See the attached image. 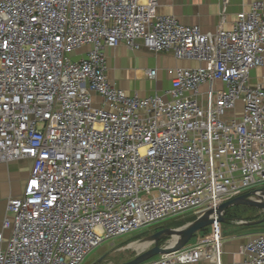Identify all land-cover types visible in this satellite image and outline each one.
Here are the masks:
<instances>
[{"label": "built area", "instance_id": "2783aa9c", "mask_svg": "<svg viewBox=\"0 0 264 264\" xmlns=\"http://www.w3.org/2000/svg\"><path fill=\"white\" fill-rule=\"evenodd\" d=\"M157 7L0 0V164L32 161L6 204L0 264H82L107 241L264 186V75L250 78L264 67V0L207 34ZM120 44L196 66L176 68L161 95L130 96L107 78L104 52ZM212 219L205 239L143 264H221ZM241 254L264 264V236Z\"/></svg>", "mask_w": 264, "mask_h": 264}, {"label": "crops", "instance_id": "0c3cea01", "mask_svg": "<svg viewBox=\"0 0 264 264\" xmlns=\"http://www.w3.org/2000/svg\"><path fill=\"white\" fill-rule=\"evenodd\" d=\"M254 1L256 0H158L157 14L174 17L184 26L198 27L204 34L215 33L218 30H231L236 14L247 10ZM87 50L88 48L81 50V54ZM104 53L109 82L130 96L134 94L140 97L161 95L171 88L173 71L176 68L196 66L193 62L176 60L171 53L154 55L144 48L131 51L123 44L114 49L105 50ZM76 55L74 60L81 58L80 54ZM150 70L156 72L155 79L146 77V72ZM165 100L168 98L165 97ZM31 168L32 161L27 159L0 164V232L3 219L7 216L6 204L8 200L22 196ZM226 211L225 221L221 223L223 252L221 264H241L244 260L241 254L243 246L254 236H264V222L251 227L242 222L261 220L264 218V213L245 206H234ZM249 211L254 213L248 215ZM188 213L170 220L181 218L175 220L179 223L175 227H182L198 217L193 213L188 218L182 217ZM257 216L260 218L257 219ZM209 227L196 234L193 237L195 240L193 243L208 237ZM159 230L160 228L154 233ZM3 236L7 238L8 231H4ZM162 244H165V241L160 245ZM194 264L214 263L203 260Z\"/></svg>", "mask_w": 264, "mask_h": 264}, {"label": "water", "instance_id": "95a60500", "mask_svg": "<svg viewBox=\"0 0 264 264\" xmlns=\"http://www.w3.org/2000/svg\"><path fill=\"white\" fill-rule=\"evenodd\" d=\"M234 206H245L249 208H254L260 210L264 213V189H257L248 193H245L237 198H234L228 202L220 205L216 211L207 210L199 215L193 222L188 223L182 227L171 229L164 228L160 231L155 232L154 234L145 237L140 243H144L141 249L137 250L130 245L134 243L128 244L123 250H133L135 255L129 261L123 262L121 264H143L155 257L160 255H167L170 253L177 252L185 247L189 241L199 232L208 228L213 224V214L215 213L217 216V223H223L224 213L226 210L230 209ZM264 222V218L257 221L251 222H242L246 226H256ZM164 239L165 244L160 245V242ZM174 241V242H173ZM173 245H172V244ZM167 244V245H166ZM105 256L101 257L94 264H103Z\"/></svg>", "mask_w": 264, "mask_h": 264}, {"label": "rangeland", "instance_id": "374dc122", "mask_svg": "<svg viewBox=\"0 0 264 264\" xmlns=\"http://www.w3.org/2000/svg\"><path fill=\"white\" fill-rule=\"evenodd\" d=\"M262 75H264V67L257 69V71H251L250 72V78L251 83L256 84L258 83V80ZM243 105L241 101L236 102L233 116L236 115V119H240V115L242 114ZM232 117V116H231ZM264 189V186L258 188V189ZM251 212L249 211L248 215H250ZM191 212L188 214H185L184 218L190 217ZM260 216H257V219H259ZM181 219V218H178ZM175 219V220H178ZM175 220L170 221H164L158 224H155L153 226L141 228L140 230L134 231L133 233L126 234L122 237H119L112 241H107L103 243L101 246L93 249L85 258L84 262L82 264H94L96 263L101 257L105 256V259L103 261V264H121L123 262L129 261L132 259L135 255V252L133 250H123L124 247H126L130 243L134 242H141L145 237H148L151 234H154V231L161 228L162 225H168L171 229H176L175 225H178L179 223L175 222ZM235 221V220H234ZM210 228V227H209ZM161 230V229H160ZM159 230V231H160ZM139 238V239H138ZM167 240V239H165ZM194 238H192L188 245L194 244ZM131 247V246H130ZM136 247V246H135ZM134 248V246L132 247ZM135 249V248H134ZM159 257L153 258L154 260L158 259ZM151 259V260H153Z\"/></svg>", "mask_w": 264, "mask_h": 264}, {"label": "bare ground", "instance_id": "6f19581e", "mask_svg": "<svg viewBox=\"0 0 264 264\" xmlns=\"http://www.w3.org/2000/svg\"><path fill=\"white\" fill-rule=\"evenodd\" d=\"M174 242V241H173ZM172 244V243H171ZM143 245H144V243H140V242H138V243H134V244H132V245H130L131 247H133L134 246V248L135 249H137V250H139V249H141V247H143ZM173 245V244H172ZM136 246V247H135Z\"/></svg>", "mask_w": 264, "mask_h": 264}, {"label": "trees", "instance_id": "16d2710c", "mask_svg": "<svg viewBox=\"0 0 264 264\" xmlns=\"http://www.w3.org/2000/svg\"><path fill=\"white\" fill-rule=\"evenodd\" d=\"M226 214H227V211H226ZM236 217V216H235ZM234 220V219H233ZM246 222H251V221H246ZM170 226H168V225H163L160 229H164V228H169ZM139 239V238H138ZM165 241V239L164 240H162L161 242H160V244L161 243H163Z\"/></svg>", "mask_w": 264, "mask_h": 264}]
</instances>
